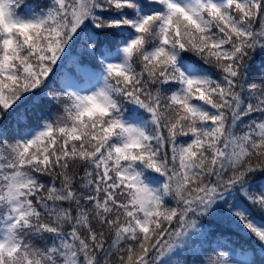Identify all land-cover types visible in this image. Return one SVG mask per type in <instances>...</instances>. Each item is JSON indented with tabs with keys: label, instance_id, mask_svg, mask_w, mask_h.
<instances>
[{
	"label": "snow or ice",
	"instance_id": "snow-or-ice-1",
	"mask_svg": "<svg viewBox=\"0 0 264 264\" xmlns=\"http://www.w3.org/2000/svg\"><path fill=\"white\" fill-rule=\"evenodd\" d=\"M258 56L264 0H0V264H264Z\"/></svg>",
	"mask_w": 264,
	"mask_h": 264
},
{
	"label": "trees",
	"instance_id": "trees-1",
	"mask_svg": "<svg viewBox=\"0 0 264 264\" xmlns=\"http://www.w3.org/2000/svg\"><path fill=\"white\" fill-rule=\"evenodd\" d=\"M35 2H36V0L32 1V3H35ZM257 61L260 62L262 66H264V61H262V59L259 56L257 57ZM253 71H254V74L258 75L260 73L261 69L259 67H254ZM225 239H227V237ZM231 239L233 241H235L236 243H238V244H241L242 242H246V243H249V244L251 243V241L245 240L244 237H242V236L233 235L231 237ZM213 247H214V244H213Z\"/></svg>",
	"mask_w": 264,
	"mask_h": 264
},
{
	"label": "rangeland",
	"instance_id": "rangeland-1",
	"mask_svg": "<svg viewBox=\"0 0 264 264\" xmlns=\"http://www.w3.org/2000/svg\"><path fill=\"white\" fill-rule=\"evenodd\" d=\"M32 1H33V0H27V3H30V4H31V3H32Z\"/></svg>",
	"mask_w": 264,
	"mask_h": 264
}]
</instances>
